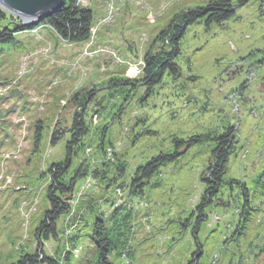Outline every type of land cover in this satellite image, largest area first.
<instances>
[{
    "label": "rangeland",
    "instance_id": "obj_1",
    "mask_svg": "<svg viewBox=\"0 0 264 264\" xmlns=\"http://www.w3.org/2000/svg\"><path fill=\"white\" fill-rule=\"evenodd\" d=\"M208 1L78 0L93 15L87 41L64 42L41 25L0 45V264L37 248L34 230L48 206L47 170L65 154L64 140L52 145L51 133L57 125L67 129L78 109L74 97L89 91L103 111H89L88 145L75 163L85 158L101 167L115 158L133 172L168 149L173 136L232 126L236 142L228 177L249 189L248 221L244 234L228 241L239 220L236 211L210 210L198 234L204 252L200 262L264 264V0H231L229 20L208 30L191 28L181 44V77L165 76L147 102L134 99L124 113L113 111L121 102L108 87L109 79H137L156 34L177 12ZM99 128L105 131L102 139L95 135ZM208 156V146L191 150L164 168L161 187L147 190L143 198H129L125 179L115 178L111 186L105 178L79 181L71 211L58 224L76 235L72 262L89 256L93 210L109 199L130 206L131 264H186L196 244L190 230L180 226L202 192L199 176ZM42 248L55 255L61 241L49 239ZM111 261L126 264L128 259L114 256Z\"/></svg>",
    "mask_w": 264,
    "mask_h": 264
},
{
    "label": "trees",
    "instance_id": "obj_2",
    "mask_svg": "<svg viewBox=\"0 0 264 264\" xmlns=\"http://www.w3.org/2000/svg\"><path fill=\"white\" fill-rule=\"evenodd\" d=\"M245 1L247 0H238L240 3ZM233 15L234 7L231 0H209L204 5L177 12L149 45L143 56L141 73L137 79H109L108 87L119 93L118 102H121V107L115 104L116 109L113 111H118L117 115L124 113L122 110L124 106L134 99L141 104L143 101L147 102V98L153 94V89L163 83L165 76L175 80L180 78L182 70L178 59L187 32L199 26L208 30L213 25H221ZM13 20V15L0 7V45L12 43L16 34L41 25L48 26L64 42L82 43L90 37L93 15L90 8L81 6L78 0H64V5L59 10L45 16L37 25L14 29L17 22ZM92 95L93 93L89 91L80 97L75 96L74 99L79 100L78 109L74 110L69 126L64 129L56 124L51 133L52 145L64 140L65 154L62 160L52 162L47 170L48 206L34 230V237L38 242L37 248L33 253L22 254L11 264H116L111 261L114 256L127 258L126 264L133 263L134 254L130 249L133 233L130 206L114 205V201L109 199L102 200L97 204L98 210H93L91 233L88 235L89 256H80L72 262V249L77 244L76 235L58 229V224L71 211L73 193L78 182L86 177L105 178L107 180L105 185L111 186L115 178L125 179L128 183L129 198H143L147 190L161 187L164 168L178 164L191 150L205 146L209 148V156L199 176L202 192L186 215L185 222L180 226L182 230H190L196 244L186 264H202L200 261L204 252L198 242V234L210 210L234 208L239 220L234 236L228 241H236L238 236L244 234L248 209L251 207L250 193L246 184L228 177V164L236 142L232 126L222 125L219 129H209L185 137L173 136L168 149L160 150L146 158L144 163L137 165L133 172H129L128 167L115 158L114 162H106L101 167L85 158L75 163L78 154L88 145L90 125L87 118L90 121L92 119L89 111L93 110L96 115H102V106ZM90 103H94L100 109L92 108ZM39 127L40 125H36V129L39 130ZM38 132L34 135L36 143L39 140ZM95 132V135L101 138L105 131L99 128ZM49 239L61 241L60 253L48 255L42 248L43 242ZM66 246H71L69 247L71 251L66 250Z\"/></svg>",
    "mask_w": 264,
    "mask_h": 264
},
{
    "label": "water",
    "instance_id": "obj_3",
    "mask_svg": "<svg viewBox=\"0 0 264 264\" xmlns=\"http://www.w3.org/2000/svg\"><path fill=\"white\" fill-rule=\"evenodd\" d=\"M63 5L64 0H0V7L19 19L14 29L37 25L45 16Z\"/></svg>",
    "mask_w": 264,
    "mask_h": 264
}]
</instances>
